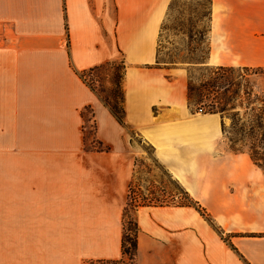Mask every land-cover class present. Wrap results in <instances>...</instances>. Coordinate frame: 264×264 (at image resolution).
<instances>
[{"label":"crops","instance_id":"crops-1","mask_svg":"<svg viewBox=\"0 0 264 264\" xmlns=\"http://www.w3.org/2000/svg\"><path fill=\"white\" fill-rule=\"evenodd\" d=\"M172 2L0 0V264L119 260L148 160L189 203L135 209L138 264H264L261 169L219 151L218 115L189 108L185 75L159 62ZM207 10V66H264V0ZM116 60L124 124L79 76Z\"/></svg>","mask_w":264,"mask_h":264},{"label":"rangeland","instance_id":"rangeland-1","mask_svg":"<svg viewBox=\"0 0 264 264\" xmlns=\"http://www.w3.org/2000/svg\"><path fill=\"white\" fill-rule=\"evenodd\" d=\"M207 9L208 0H173L162 29L159 62L185 75L187 89H190L187 100L189 108L218 115L221 122L220 152L247 154L251 159H264V137L261 138L264 133V66L224 67L231 69L218 77L214 73L217 67L205 64ZM114 62L84 75L85 82L103 102L112 92L120 95L122 68L118 60ZM212 84L214 86L211 88ZM226 84H230V87L224 91L221 87ZM222 101H225L223 112L217 104ZM89 118V112H85L83 120L88 121ZM257 118L262 121L259 129L256 126ZM86 127L85 136L88 139L93 134L90 124ZM123 130L126 138L129 137L134 145L143 146L145 154L152 156V151L139 140L134 131L128 128ZM258 168L264 175V168ZM129 199L136 208L143 204L189 203L184 193L151 160L137 161V172L129 187ZM138 262L135 255L134 260L128 264Z\"/></svg>","mask_w":264,"mask_h":264},{"label":"trees","instance_id":"trees-1","mask_svg":"<svg viewBox=\"0 0 264 264\" xmlns=\"http://www.w3.org/2000/svg\"><path fill=\"white\" fill-rule=\"evenodd\" d=\"M114 61L108 62L104 65H112ZM115 63V62H114ZM101 65L99 67H94L92 69H89L87 71H84L80 73V78L85 82L84 80V75L87 73H92L96 71L97 69L101 68ZM120 67L122 68V74L120 80L122 81V76H123V70L124 66L122 63H119ZM231 68H224V67H217L215 69V74H217L218 77H221L224 73L228 72ZM85 84L92 90L94 89L88 85L86 82ZM214 85H211V88ZM230 87V84H226L225 86L221 87L224 91H227L228 88ZM216 88H220L216 86ZM189 91L190 89H187V100L189 99ZM95 92V91H94ZM96 93V92H95ZM98 95V94H97ZM100 98V96L98 95ZM105 105L107 108L110 110V112L113 114V116L117 119V121L121 124L124 123V110H123V93H122V88H120V95H117L115 92H112L107 100H104ZM223 102L217 103L220 105L219 109L221 112H223L225 109ZM258 122L257 123V128L259 129L262 125L261 118H257ZM259 124V125H258ZM264 137L261 136V138ZM250 157V156H249ZM251 159V158H250ZM251 161L258 167H261L262 169L264 168V159H251ZM136 209V206H134L129 199L126 203V206L123 210L122 214V228H123V234H122V239H121V258L119 260H97V261H88L85 264H128L129 262H132L135 258L136 255V242H137V234H138V229L137 225L134 219V211ZM132 213V214H131Z\"/></svg>","mask_w":264,"mask_h":264},{"label":"built area","instance_id":"built-area-1","mask_svg":"<svg viewBox=\"0 0 264 264\" xmlns=\"http://www.w3.org/2000/svg\"><path fill=\"white\" fill-rule=\"evenodd\" d=\"M198 112L201 113L202 112V109H198Z\"/></svg>","mask_w":264,"mask_h":264}]
</instances>
